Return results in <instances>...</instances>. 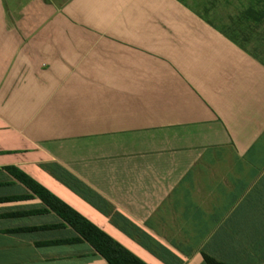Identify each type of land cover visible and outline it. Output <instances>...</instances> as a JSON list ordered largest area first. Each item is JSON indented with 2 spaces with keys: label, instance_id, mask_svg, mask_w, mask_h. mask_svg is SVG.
<instances>
[{
  "label": "crops",
  "instance_id": "obj_1",
  "mask_svg": "<svg viewBox=\"0 0 264 264\" xmlns=\"http://www.w3.org/2000/svg\"><path fill=\"white\" fill-rule=\"evenodd\" d=\"M218 1L0 0V264H106L8 168L143 264H264V7Z\"/></svg>",
  "mask_w": 264,
  "mask_h": 264
},
{
  "label": "trees",
  "instance_id": "obj_2",
  "mask_svg": "<svg viewBox=\"0 0 264 264\" xmlns=\"http://www.w3.org/2000/svg\"><path fill=\"white\" fill-rule=\"evenodd\" d=\"M181 1V0H178ZM252 2L256 5H262L264 7V0H248V8L245 11L249 12V9L254 6ZM222 33L229 35L227 31H222ZM234 35L239 37L237 32H233ZM230 39L237 44V39L231 37ZM239 44V43H238ZM240 49L246 51L243 46H239ZM247 52V51H246ZM252 57L259 60L263 65L264 61L261 60L256 55L249 52ZM10 174H12L21 184H23L34 196L39 198L47 207L49 211L54 212L59 216L67 225H69L78 235L79 238L73 241H85L87 242L106 262V264H143L137 258H135L131 253L122 248L109 236L103 233L101 230L96 228L93 224L71 209L68 205L63 203L61 200L56 198L46 189L35 183L29 177L23 173L17 171L16 169L8 168ZM211 263V262H209Z\"/></svg>",
  "mask_w": 264,
  "mask_h": 264
},
{
  "label": "rangeland",
  "instance_id": "obj_3",
  "mask_svg": "<svg viewBox=\"0 0 264 264\" xmlns=\"http://www.w3.org/2000/svg\"><path fill=\"white\" fill-rule=\"evenodd\" d=\"M211 1H218V0H186V3L192 7V9H194L196 12L198 13H202L203 11V6ZM219 3V4H218ZM218 7H216L219 11H216L217 13L215 15H217L220 19V21H222L223 16L225 13L227 15V13L233 14L236 11H238V6L236 4H231L230 6H223L221 4V0L218 1ZM216 4V5H217ZM215 5V6H216ZM214 18V17H213ZM214 21L218 24H221L217 19H214ZM231 37H235L238 41L242 42L241 38L237 37L236 35H234L233 32H227ZM244 48L246 49L247 52L256 55L257 57H259L261 60L264 61V47L262 46H252L249 44H246V42H242Z\"/></svg>",
  "mask_w": 264,
  "mask_h": 264
}]
</instances>
